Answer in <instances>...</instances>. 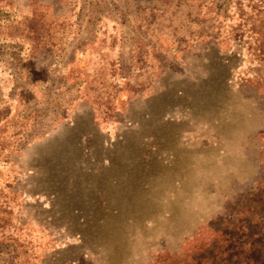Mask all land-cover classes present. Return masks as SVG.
<instances>
[{
  "label": "rangeland",
  "instance_id": "374dc122",
  "mask_svg": "<svg viewBox=\"0 0 264 264\" xmlns=\"http://www.w3.org/2000/svg\"><path fill=\"white\" fill-rule=\"evenodd\" d=\"M242 2L264 32V0ZM232 5L0 0V264H154L264 198Z\"/></svg>",
  "mask_w": 264,
  "mask_h": 264
},
{
  "label": "trees",
  "instance_id": "16d2710c",
  "mask_svg": "<svg viewBox=\"0 0 264 264\" xmlns=\"http://www.w3.org/2000/svg\"><path fill=\"white\" fill-rule=\"evenodd\" d=\"M232 2L233 13L227 20L237 24L234 28L230 26L233 39L247 44L248 56L254 65L249 72L240 76L238 83L264 91V32L256 24L243 26V2ZM213 36L219 41L226 36V31L222 29ZM258 194H261V190L258 193L254 190L250 197L239 193L236 202L228 205L225 215L218 220L209 236L196 240L183 256L157 254L153 263L264 264V198Z\"/></svg>",
  "mask_w": 264,
  "mask_h": 264
}]
</instances>
